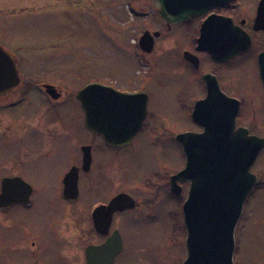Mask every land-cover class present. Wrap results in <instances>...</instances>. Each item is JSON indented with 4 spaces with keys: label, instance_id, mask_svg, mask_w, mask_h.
Here are the masks:
<instances>
[{
    "label": "flooded vegetation",
    "instance_id": "af4514ba",
    "mask_svg": "<svg viewBox=\"0 0 264 264\" xmlns=\"http://www.w3.org/2000/svg\"><path fill=\"white\" fill-rule=\"evenodd\" d=\"M115 7L112 3L107 5V0H0V13L13 9L28 10L36 14L37 20L46 17L44 14H53V17L67 15L75 23L88 22L98 15L101 26L114 29L118 27L113 17ZM124 10L135 27L136 38L130 54L132 61L138 63L131 74L136 82L123 89L116 88L117 83L90 82L77 91V96L92 84L101 86L102 91L112 89L129 95L145 93L147 117L139 135L146 130V125H150L152 116L148 111L150 94L138 82L149 83L153 74L151 64L162 54L169 53L170 60L179 70L196 79L201 89L199 95L178 97L179 114L185 115L193 125H200L194 121L193 111L198 103L208 98L210 84L216 89L212 94L213 107L229 112L231 100L238 102L236 127L247 129L250 135L256 136L252 131L257 129L247 126L256 124L246 119L243 99L231 89L235 83L233 76L239 73L248 81V69H253L257 88L252 90L248 84L245 91L251 96L264 95V0H230L177 24L165 21L158 14L153 0H127ZM109 13L115 21L108 20ZM12 26L17 32L10 34L6 21L0 20L1 56L14 64L19 80L16 87L0 95V141L7 145L6 154L14 152L13 159L0 160V196L3 191L8 195V201H0V226L4 228L3 237H0V264H163L160 260L164 256L143 249L145 241L138 239L136 225L139 215L144 222L152 219L149 212L143 211L161 194H165L181 211L180 224L172 223L171 213L167 214V220L171 224L168 237L176 238L184 248L183 259H176L174 264H184L187 228L183 206L190 183L178 181L176 191L172 190V177L182 169L145 175L140 184L133 183L123 190V157L120 159L118 152L128 148L137 135L127 145L113 146L91 131L85 120L75 136L73 125L47 123L43 113L16 114V109L25 108L30 93L40 94L45 111H55L66 104L68 97L65 98L58 83L69 74L62 72L53 59L45 57L51 50L54 55L56 42H44L39 37L41 40L36 44L29 43L23 40L16 23ZM145 33L149 34V40L153 38L151 51L141 48L140 38ZM183 38L188 44H182ZM28 50L38 66L32 78H41L45 82H28L34 79L24 75L21 67L23 61L29 60L25 57ZM141 69L145 70L142 72ZM177 73L179 71L175 70L174 74ZM81 110L84 119L82 107ZM197 127V133H201L203 129ZM154 129L151 128V132ZM31 135H35L33 143L30 142ZM257 137L264 140V137ZM31 145L36 150H32ZM263 151L264 148L261 153ZM107 152L113 153L111 158H107ZM50 156L63 164L59 173L52 171L58 178L57 185L52 183L42 187L24 178L20 167ZM184 161L185 167V155ZM254 174L258 177L254 187L257 189L260 176ZM99 180L110 183V186L105 187L102 195L93 196ZM40 188L46 194L56 193V196L55 201H45L36 208L35 197ZM123 194L133 202L127 199L126 202L112 203ZM43 204L45 207L39 208ZM21 212H25L30 221L25 217L22 219ZM30 214L36 216V222Z\"/></svg>",
    "mask_w": 264,
    "mask_h": 264
},
{
    "label": "rangeland",
    "instance_id": "374dc122",
    "mask_svg": "<svg viewBox=\"0 0 264 264\" xmlns=\"http://www.w3.org/2000/svg\"><path fill=\"white\" fill-rule=\"evenodd\" d=\"M126 2L127 0H107V5L112 3L116 6L113 17L117 20L118 27L115 29L108 25L107 27L101 26L98 22V15L90 18L88 22L82 20L81 23H75L67 15L53 17V14H44L43 16L46 17H40L41 19L37 20L36 14L28 10L13 9L0 13V20L6 21L10 34L17 32V29L12 26L16 23L18 30L20 29L19 32L24 36V41L35 44L41 39L44 42H56L54 55L51 50L45 54V57L53 59L62 68V72L64 70V73L69 74L64 75L63 81L58 83L64 90L65 98L68 97L66 104L55 111H45L40 94L30 93L24 105L25 108L19 107L15 111L16 114L21 112L30 116L43 113L44 121L47 123L58 122L59 125H73L76 129L75 136H77L78 129L84 125L83 113L77 101L79 89L90 82H108L109 85L117 83L115 87L118 89L119 87L123 89L124 86H130L136 82L131 74L138 63L136 60L132 61L130 54L133 39L136 38L135 27L124 10ZM114 19L109 13L108 20L113 22ZM182 44H188V40L183 38ZM25 57L29 60L23 61L22 71L28 78L34 79L32 74L36 72L38 66L35 60L31 59L29 50ZM153 63L151 64L153 74L150 82L143 80L138 82L151 97L148 106L149 114L152 116L150 125H146V130L144 129L141 134L137 135L128 148L118 152L120 159L123 157L124 174L121 183L123 190H126L127 186L134 185L133 183L140 184L145 175L154 172L173 173L183 169L184 154L175 137L178 134L197 133L198 131L196 125L177 111L178 97H189L201 93L198 81L191 78L187 72L179 70L178 66L170 60L169 53L162 54ZM144 70L141 69L142 72ZM175 70L179 73L174 74ZM247 73L248 81H245L242 74L238 73L233 76L235 83L231 90L234 93L237 92L243 99L246 119L256 124L247 126L257 129V131H252L256 136L264 137V95L259 93L251 96L245 91L248 84L251 85L252 90L257 88L254 70L248 69ZM45 81L36 78L28 82ZM160 123L162 124L159 125ZM151 128L155 129L151 132ZM30 137V142L33 143L35 135ZM30 147L36 150V147L32 145ZM6 150V143L0 141V160L13 159V150L8 154ZM112 155L111 152L106 153L107 158H111ZM52 159L55 158L40 157L33 164L25 163L20 170L24 178L38 186L45 187L52 183L57 185L58 178L52 171L59 173L58 170L63 164ZM255 164L252 173L260 176L261 184L259 183V187L249 195L237 226L234 264H264V151L258 156ZM108 186L110 183L97 181L93 196L102 195L105 187ZM41 191L38 190L35 197L36 208L37 204L40 205L45 201H55L56 193L46 194L45 191L40 193ZM42 207H45V204L39 206V208ZM143 212H149L152 216L148 222H144L140 215L137 217L138 239L145 241L143 249L152 251V254L155 252L159 256H164L160 260L163 264H174V261L177 262L176 259L181 261L184 257V248L182 244L176 242V238L168 237L171 224L167 220V214L171 213L172 223L180 224V208L165 194H161L159 198L152 201V204L146 206ZM20 214L22 219L25 217L27 221H30L25 212ZM30 216L36 222V216L32 214ZM126 227L130 228L128 223ZM3 234L4 228L0 226L1 238ZM146 255L149 256L147 253Z\"/></svg>",
    "mask_w": 264,
    "mask_h": 264
},
{
    "label": "water",
    "instance_id": "95a60500",
    "mask_svg": "<svg viewBox=\"0 0 264 264\" xmlns=\"http://www.w3.org/2000/svg\"><path fill=\"white\" fill-rule=\"evenodd\" d=\"M158 14L168 23L177 24L203 14L230 0H153ZM151 37V36H150ZM144 51H151L153 38H140ZM1 56L0 95L17 86L14 64ZM208 98L195 106L193 119L201 133L186 132L175 139L186 158L185 167L172 177V190L178 181L190 188L183 206L187 228V258L184 264H234L235 232L244 205L258 183L252 167L264 148V140L237 128L238 102L231 108L213 107L216 90L208 84ZM85 125L110 145H127L140 132L147 117V95L122 94L101 90L92 84L78 93ZM3 191L0 201H8ZM133 200L119 195L112 203Z\"/></svg>",
    "mask_w": 264,
    "mask_h": 264
}]
</instances>
